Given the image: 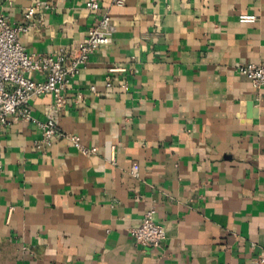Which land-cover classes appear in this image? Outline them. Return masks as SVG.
Returning a JSON list of instances; mask_svg holds the SVG:
<instances>
[{
    "label": "crops",
    "instance_id": "0c3cea01",
    "mask_svg": "<svg viewBox=\"0 0 264 264\" xmlns=\"http://www.w3.org/2000/svg\"><path fill=\"white\" fill-rule=\"evenodd\" d=\"M38 1L27 52L64 53L103 13L114 31L61 109L30 100L91 151L21 118L0 130V264H264V86L238 70L264 63V0H0V15L24 23ZM150 207L166 237L141 247L129 229Z\"/></svg>",
    "mask_w": 264,
    "mask_h": 264
},
{
    "label": "built area",
    "instance_id": "2783aa9c",
    "mask_svg": "<svg viewBox=\"0 0 264 264\" xmlns=\"http://www.w3.org/2000/svg\"><path fill=\"white\" fill-rule=\"evenodd\" d=\"M122 3V0H115V4ZM46 6V1H38L28 7L24 13V23L21 24H13L6 16L0 15V130L9 121L21 118L41 128L42 141L46 144L57 137H64L76 150L87 153L91 150L81 143L80 137L62 132L52 118L39 121L33 117L30 100L35 96L50 95L54 99L55 108L61 109L66 104L65 92L70 81L80 73L99 46L111 42L114 25L110 15L103 13L87 29L84 39L72 43L64 53L54 56L27 52L19 36L30 28L29 20L36 11ZM86 7L97 10L99 4L97 0H88ZM238 70L254 88L264 86V63L240 65ZM30 73L42 75V78L29 77ZM81 97L78 93L77 99ZM132 174L137 176V164L133 165ZM154 213L153 207L148 208L141 222L129 229L130 236L141 247L158 246L166 237L165 228L154 219Z\"/></svg>",
    "mask_w": 264,
    "mask_h": 264
}]
</instances>
